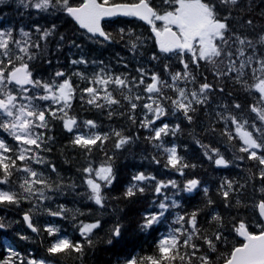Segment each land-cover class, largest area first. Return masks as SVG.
I'll use <instances>...</instances> for the list:
<instances>
[{"label":"snow or ice","instance_id":"snow-or-ice-1","mask_svg":"<svg viewBox=\"0 0 264 264\" xmlns=\"http://www.w3.org/2000/svg\"><path fill=\"white\" fill-rule=\"evenodd\" d=\"M19 3L39 13L66 15L91 43L103 46L127 38L126 47L141 55L140 49L146 42L142 34L136 35L135 30L127 26L117 28L113 34L105 30V22L117 23V18L121 17L129 18V22L132 19L143 21L150 26L159 53L176 57L181 66L179 70L172 71L167 63L164 64L163 72L168 77L164 79L159 72L145 66L137 67L135 75L131 72L117 74L103 60H88L81 56L72 59L71 65L92 64L98 70L89 74L57 68L45 79L34 74L33 62L44 59L51 66L52 60L46 58L48 42L57 35V24L52 23L48 27L36 24L27 29L0 27V130L15 142L10 146L5 138L0 137V184L11 185L14 175L19 180L15 189L0 188V206H19L27 201L30 207L22 215L26 227L32 233L39 235L43 232L51 238L45 249L46 256L31 258L27 264H82L86 252L96 247L99 238L95 233L102 227L100 219L89 223L79 221L76 230L81 239L73 240L69 235L62 234L58 226L49 223L38 227L34 223V216L40 214L72 221L85 215L79 208H68L61 204L53 210L45 204L53 200V194L64 195L65 190L75 193L78 187L71 178H67L66 182L56 164L46 155L52 152L51 144L55 142L54 137L49 135L53 122L59 121L70 134L65 147L79 150L86 160V166L77 169L83 174L81 182L86 188L79 195L101 209L109 200L105 190L111 189L117 180L115 155L105 151L106 143L113 140V148L120 150L139 139L138 133L126 135L123 130L97 131L99 125L96 121H80L75 115H70L76 99L98 111L107 109L109 119L117 115L127 116L132 124L137 123L136 110H143L139 128L150 133L144 139L163 152L164 168L174 170L181 176L185 169H194L197 165L190 164L179 154L178 145L165 144L164 137H175L182 133L179 123L165 121L172 116L187 121L191 126L204 109L209 117L203 129L206 133L219 136L228 144L233 141L240 144L236 150L239 154H234L233 159L229 160L219 148L204 145L193 131L190 135L208 161L217 167L228 168L236 161L247 159L256 169L255 172L247 170L245 183L227 178L221 180L217 192L224 206L237 209L248 207L239 199V195L249 183H253L255 190L254 182L257 180L261 183L259 192L264 193V30L254 38L242 34L255 32L258 27L252 17L254 8H260L259 16L264 19V0H161L160 10L153 6L152 0H130L126 3L80 0L77 4L71 0H19ZM157 22L161 26L158 27ZM64 41L65 36L59 34L56 52L61 51ZM69 44L81 47L75 40H70ZM150 59L158 61L160 55L153 53ZM202 64L211 71L214 77L212 82L199 72ZM197 73L203 83L198 82ZM73 77L78 78L84 87L74 84ZM226 83L253 97V102L247 106L248 113L252 114L251 119L246 118L241 103L234 99L232 91H226ZM168 92L172 95H168ZM217 93L221 97L227 96L231 103L221 100L212 107ZM125 105L126 110L118 111L124 109ZM210 107L211 112L208 111ZM81 124L89 131H81ZM217 124L223 127L217 128ZM96 151L104 155V160L98 166L92 160ZM152 160L160 163L155 156ZM65 163L68 161L65 160ZM33 165L44 168L41 170ZM169 188L175 190L171 196L167 194ZM201 188L206 200L205 207L212 208L215 202L208 195V187H202L199 179H188L181 187L175 179L162 180L151 173H135L121 194L123 199L143 196L149 189L156 197H162L159 201H152L154 210L150 206L142 213L138 230L148 233L155 226L167 222L169 215L172 221L167 232L160 235L153 255L131 256L123 264H264V198L252 205L261 217L256 224L259 231H250L249 224L243 218L230 217L226 224L224 216L212 211L207 221L213 229L209 233L200 224L204 209L175 211L182 209L177 193H193ZM12 223H5L4 218L0 217V230L6 231ZM124 228L117 220L107 230L104 242L108 245L119 243ZM226 229L242 237L243 242L239 246H232L226 253H218V245L229 243ZM16 235L20 240L31 239L20 233ZM7 252L8 256L0 260V264H16V260L25 264L11 246L7 247ZM212 253H217L215 259Z\"/></svg>","mask_w":264,"mask_h":264},{"label":"trees","instance_id":"trees-1","mask_svg":"<svg viewBox=\"0 0 264 264\" xmlns=\"http://www.w3.org/2000/svg\"><path fill=\"white\" fill-rule=\"evenodd\" d=\"M73 4H77L80 0H71ZM113 2H130V0H113ZM152 4L160 10L161 0H152ZM166 7V6H165ZM260 8H254L252 17L254 23L258 26L255 32H247L242 34H248L255 37L256 34L264 30V19L259 16ZM0 27H14L19 29L20 27L34 26L39 24L44 27L50 26L52 23L57 24V35L51 37L48 42L47 59L52 60L51 66H49L44 59L37 60L34 63V74L40 75L47 79L48 76L53 73L57 68L63 69L68 72L84 71L92 73L97 69L96 66L89 64L84 65H71L72 59H79L83 56L88 60H103L105 64L115 73L131 72L135 75V69L137 67L145 66L152 71L159 72L162 78L167 79V74L163 72V65L168 64L172 71L180 69L179 61L174 56H165L160 54L156 41L151 32V28L146 23L132 19L129 22V18H117V23L109 22L106 25L107 31L115 34L116 29L119 27H131L135 30L136 35H143L145 38V45L140 49L143 53H133L126 47V39L116 43L105 44L103 46L91 43L87 36L74 24L73 21L66 15L57 13L55 16L47 15L46 13H39L36 9L28 7L25 8L19 3V0H0ZM59 34L65 36V41L61 47L60 52H56V45L58 42ZM19 38L18 32L16 33ZM35 38V36L33 37ZM118 39V38H117ZM70 40H75L77 44L81 45L80 48L72 47L69 44ZM43 44V42H41ZM153 53L160 55L158 61H152L150 58ZM57 60L59 64H57ZM119 61V62H118ZM127 65V67H125ZM200 73L208 77V81L212 82L214 77L211 71L203 64L199 70ZM198 75V82L203 83V79ZM74 84H77L80 88L84 87V84L79 81L78 78L73 77ZM226 91H232L234 99L241 103L246 118L251 119V115L247 111L248 104L253 102V97L246 94L238 87L232 86L230 83L225 84ZM172 95L171 92L167 93ZM79 95V92L77 93ZM255 95V93H253ZM214 103L223 100L224 102L231 103V100L227 97H221L219 93L214 96ZM118 109V111L126 110ZM107 109L98 111L95 108L90 107L80 99L73 101L70 115H75L78 120H94L99 125L96 129L100 132H108L110 129L123 130L126 135H135L138 133L139 139L134 144L128 145L123 149L116 150L113 148V140H109L105 145V151L109 155H115L114 166L117 173V180L113 184L111 189H106V195L109 197L108 202L104 208H98L94 203L87 200L79 193L86 191L85 186L82 184V173H79L77 169L86 166V160L83 154L79 150L66 148L68 144L70 134L62 128L59 121H55L52 124L49 135L53 136L55 142L51 144L52 152L46 154L48 159L56 164L59 173L66 178H71L76 182L78 187L75 193L65 190L64 195H55L50 202H45L47 207L53 208L57 205H66L68 208H79L85 215L78 216L76 221L70 219H62L60 217H52L47 214H40L34 216V223H37L38 227H42L45 224H53L62 229V234L69 235L73 240L81 239L79 232L76 230V225L79 221L85 223L94 222L96 219L101 221V229L96 230L95 236L99 238L96 247L86 252L82 264H123L126 258L131 256H144L153 255L156 252V243L162 233H166L168 225L172 221V216L169 215L167 222L161 225L155 226L150 232L142 233L138 230L137 225L142 219V213L149 210L150 206L154 210L152 205L153 200L159 201L162 197H156L149 189L146 190L143 196H137L131 200H125L122 197V193L125 187L131 182L132 176L137 172L151 173L157 177V179L167 180L175 179L183 186V183L188 179H199L202 187L206 186L209 189L208 195L215 202L212 208H206V200L202 188L194 191L193 193L179 192L177 193V199L182 205V209L175 211H188L191 212L196 208L204 209L200 215V224L209 233L213 230L209 227L207 221L210 220V213L212 211H218L225 217L226 224L229 223L230 217L243 218L246 223L249 224L250 231H259L256 224L261 220L257 209L252 207L254 202H258L261 198H264V193L259 192L261 183L257 180L253 183L247 184L246 188L239 195V199L248 205V207L242 208H228L224 206V203L219 196L217 189L221 180L227 178L229 180H239L240 183H245L247 177V170L252 169L253 172L256 169L253 167L252 162L247 159L243 161H236L228 168L217 167L208 161L207 157L203 154L201 147L195 143L192 133H196V138L199 139L204 145H210L213 148H219L221 153L225 155L226 159L232 160L234 154H239L236 150L239 148V141H233L232 144H228L222 140L221 137L206 133L203 129L206 126V121L209 119L205 115V110L201 109L200 114L195 119L194 123L190 126L187 121L178 119L177 117H168L165 122L170 124L179 123L181 125L182 133L177 136L164 137L166 145L171 146L176 144L179 146V154L184 156L190 164H196L197 167L192 169H185L184 175L181 176L174 170L165 169L164 162L165 156L162 151H159L153 147L151 143L146 141L144 137L150 135V133L139 128V121L143 118V110L138 108L136 110L137 123L132 124L127 116H113L109 119L107 116ZM209 112L212 111L210 107ZM159 124V122H157ZM222 124H217V128H222ZM80 130L83 132L89 131L84 128L83 124L80 126ZM0 137L6 139L8 144L14 145V141L6 133L0 130ZM234 145V147H233ZM243 155V154H240ZM160 160L159 164L153 162L152 157ZM65 160L68 163H65ZM92 160L95 165H99L104 160L102 152L96 151L92 155ZM238 165V166H237ZM43 170L44 166H36ZM53 179L55 175L53 174ZM18 176L12 177L11 185L0 184V188L12 189L16 188L18 184ZM175 190L169 188L167 194L171 196ZM112 197H121L120 199H111ZM233 199V203H234ZM30 205L27 201L21 203L19 206H0V217L4 218L5 223L14 222L7 230H0V259H4L8 256L7 247L11 246L15 251L20 254V257L24 261L28 260L32 256L45 257V249L48 246L51 238L45 233L41 232L39 235L32 233L30 229L26 227V224L22 220V215L29 209ZM117 220L125 226L123 231V237L119 243L108 245L104 241L107 239V230ZM18 222V223H15ZM16 233L27 235L31 237L29 240H20ZM225 235L228 237L229 243L226 245H218V253H226L232 246H239L243 242V238L237 236L235 233H230L227 229ZM213 258L217 257V253H212ZM70 264H80V262H70Z\"/></svg>","mask_w":264,"mask_h":264},{"label":"rangeland","instance_id":"rangeland-1","mask_svg":"<svg viewBox=\"0 0 264 264\" xmlns=\"http://www.w3.org/2000/svg\"><path fill=\"white\" fill-rule=\"evenodd\" d=\"M37 259H38V258H37ZM39 259H40V258H39ZM16 264H20V262H17V261H16ZM25 264H27V263H25Z\"/></svg>","mask_w":264,"mask_h":264}]
</instances>
